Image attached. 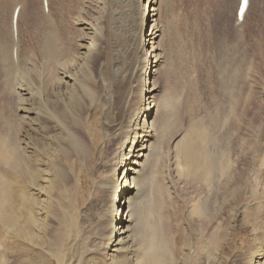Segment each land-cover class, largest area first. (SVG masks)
Instances as JSON below:
<instances>
[{"label": "bare ground", "instance_id": "obj_1", "mask_svg": "<svg viewBox=\"0 0 264 264\" xmlns=\"http://www.w3.org/2000/svg\"><path fill=\"white\" fill-rule=\"evenodd\" d=\"M41 1L43 15L48 21L46 23L44 21V23L48 30L43 35V38H39L40 40L36 44V46H40L38 57L34 55L31 49H29L26 57H24L22 52V57H20V49L18 52L17 44L12 49L8 47L10 50L9 54L6 51L8 48H5V50H1L0 48V61L3 63L1 65L3 72L1 83L4 87L8 84L10 86V83H12V91L16 90L18 92L14 93L17 95V111L11 115L16 120L14 129H5L3 125L0 127V213L5 214L7 218H4L1 214L0 217L2 216L4 221L7 219L11 227L18 225L19 219H24L23 209L27 208L26 214L29 211L28 205L30 204L25 202L26 195L32 191L31 193L47 199L46 186L49 184L52 186V182L57 180L58 230L61 229L60 231L64 232L68 227H74L75 229L77 226L75 214L79 212V210L77 211L76 185L80 190L81 209L89 208L92 213V210L95 211L97 206V211L92 214L90 221H97L99 230L97 236L100 239L99 245L104 240L106 243L105 248H94L89 251L90 253L98 249L97 251L101 253L105 264H139L140 260H144V264H168L172 252L169 246L170 235H167V228H164V223H166V218L164 219V217L168 215L166 214L167 211L163 213L165 211L163 201L158 196V187L164 189L166 186L161 187L162 185L157 179L160 175L158 151L161 145H163L162 143L166 136L171 131L174 132L170 137L173 149L172 153L176 159L173 168L176 169L177 173L183 172L182 174L178 173L179 176L172 179L171 183L177 187L178 184L185 182H197L201 187V194H199L202 195L204 192L196 204L188 205L189 203L187 204L185 200L183 202L180 200L182 202L181 206L175 205L177 210L183 212V215L178 216L180 221L177 225L187 224L188 220L191 221L193 217L201 216L203 212H211L210 207L211 205L215 207L213 203L217 198V191L215 190L219 187L218 184L216 186V183L220 184L219 181L222 180L221 171L224 170V167L230 168V164H224L217 157V152H213L214 149L210 148L212 144L215 149V144L219 145V143H216L217 131L214 130L216 131L214 133L211 130L216 134L213 136L208 129L211 128L209 126L211 125L212 118L215 122L218 120V116L216 117L217 120H215V116L211 117V112H209L213 110L214 104H212V108L209 106L211 110L207 111L208 105L203 108V102L200 103V108H203L202 112L200 113L199 111V114L197 113L195 116H192L194 114L190 115L186 122H184L181 119L184 112L180 113V110H183L182 98L179 97L174 88L164 90L160 86L161 82L166 78L167 71H171L163 55L161 45L163 30L158 23L160 21V19L158 21V16L160 17L158 13L161 11V8H166L167 4L165 0H134V25L132 22L134 30L132 33L130 32L131 34L128 33L130 36L128 44L124 42L125 40L121 39V41L127 44L122 47L118 43V38H122L118 36L120 34H118L120 31L118 29L123 25H120L122 21L120 22L119 20L122 17H119V6L123 0H81V7H78V13L72 18L70 17L72 21L69 19L76 26V34L74 35L68 32L63 34L61 29H58L59 26L56 21L58 20V11L57 17L55 19H53L54 17L52 18L53 11L51 10V5L55 0ZM44 1L46 2V6L44 5ZM235 1H233L235 4L233 8L230 7V9H234L233 25L237 24V11L240 4V0ZM0 3L2 4V2ZM56 3L66 5V2L63 3V0H56ZM229 3L231 4V1ZM225 4H227V1ZM252 5L253 0H248V7L241 22L242 27L245 24L247 25L246 16L252 11L251 9L254 7ZM127 8L125 11H127ZM16 9H19L17 5L11 9L9 15L11 22H9L13 39L17 43L18 24L21 16L20 13L22 12L18 11L16 22L14 23ZM224 9L220 4L217 13L219 14L218 20H221L220 18L225 11ZM227 9L230 10L229 8ZM125 11H122L121 14ZM148 12L150 13L148 14ZM227 13H230V11ZM148 21L149 25L147 24ZM124 22L126 25V21ZM254 22L256 21L254 20ZM146 24L148 25L147 29ZM58 31L63 41L58 37ZM122 35L124 34L120 36ZM238 36L237 34V38ZM10 37L9 39L12 40ZM242 37L241 39H243ZM237 38L236 40L239 39ZM128 39L126 40L128 41ZM33 40L36 41V39ZM72 41H75V50L69 56L63 55L71 46ZM123 42L120 43L123 44ZM241 51L238 54L242 53ZM235 52L233 54H236ZM243 53L241 55L247 57L248 52L247 54ZM7 55H10V58ZM250 55L248 54V56ZM231 57L237 59L234 55ZM231 57H229L230 60ZM225 59V61L229 62L228 58L225 57ZM247 59L249 60L247 63H249V57ZM36 61L39 63L38 66L34 65ZM225 61L224 63H226ZM232 61L230 62L231 65ZM227 65L228 63H226ZM236 66L240 67L239 65ZM222 67L224 68L225 65L223 64ZM231 67L228 68L231 69ZM238 67L234 66L232 70L236 71L235 69ZM41 69H45V72L42 73L43 77L47 74L46 76L49 75L54 78V80L50 78L47 97H44L42 92H40V86H43ZM219 70L216 73L217 77L214 79L217 84L220 83V73L224 72L222 69ZM225 71L227 72V70ZM234 71L229 73L235 75L237 71L235 74ZM224 73L221 76L223 75L222 78L224 77L227 80L229 76L226 78L227 76L225 77ZM218 77H220L219 80ZM224 79L221 80L224 81ZM38 80H41L40 83L35 84V81ZM207 83L205 86L208 85ZM224 83L228 85V82ZM221 84L223 83L221 82ZM221 84H219V87H222L220 86ZM215 85L209 88L213 90ZM227 85H225L226 87L223 86L224 90L227 89ZM219 87H216L217 90L215 89L218 94ZM178 88L176 85V89ZM222 89L220 88V90ZM211 90L210 92L213 94ZM207 92L209 93V91ZM4 93L6 94L7 92L4 91L1 94L4 95ZM226 95L225 97L228 96ZM225 97L223 101L226 100ZM210 98L212 97H209L206 103L207 101L210 103ZM219 98V100H222L221 97ZM148 99H150V103H148ZM194 99L193 101H196L198 98ZM188 102L185 104H189ZM231 103L230 106L233 104ZM221 104L223 103L219 104L222 107ZM226 105H223V108L227 109ZM192 107L194 110L195 107ZM193 110H189V112ZM207 115L210 116L208 119L210 122L207 121L205 123L204 121L206 120L204 119ZM212 123L215 125L217 122L215 124L214 122ZM215 127L217 126H212V128ZM96 130H98L97 133H95ZM213 137L216 139L215 141H213ZM109 148H112L110 152H108ZM41 166H44V168L41 169ZM245 166L247 169L252 168L254 165L250 162ZM262 166H264V163ZM36 178H38L37 181L35 180ZM83 180L85 182L84 185ZM233 181L239 183L236 178L232 177L226 182V185ZM197 183L193 185H197ZM196 185L194 188L198 186ZM49 189L51 190V188ZM240 192L241 189L238 187L233 194L221 195L220 204L224 206L230 205L233 200L239 201L241 199ZM86 193L87 199L84 200ZM120 197H123V201L121 202L119 201ZM171 199L174 201L178 199L176 192L172 193ZM122 207L124 208V215H120ZM174 208L172 210H175ZM15 211H17V214H14ZM262 214L260 212L259 215L264 217ZM78 237L76 236V238ZM188 255L191 254H186L185 258H188ZM246 264H264V244L253 246L246 257Z\"/></svg>", "mask_w": 264, "mask_h": 264}, {"label": "rangeland", "instance_id": "obj_2", "mask_svg": "<svg viewBox=\"0 0 264 264\" xmlns=\"http://www.w3.org/2000/svg\"><path fill=\"white\" fill-rule=\"evenodd\" d=\"M226 1L227 4H225ZM230 1L232 5L229 3ZM233 1L236 2L235 0H224V1L223 0H165L167 4L166 6L167 9L161 8L160 9L161 11H159V13L160 12L161 13L160 14L158 13V15H160V17L158 16V21L160 19L158 23L163 30V39L161 42L163 48V55L166 59L167 65L170 66L171 69V71L170 70L167 71L166 78L161 82L160 86L164 90H170L171 88H174L178 93L179 97L182 98L181 101L185 109L182 106L183 110H180V113L184 112L182 116L183 118H181L182 121L184 122H186V120L189 118L190 115L194 114L192 116H195L197 113L199 114V111L201 113L203 108L206 107V105H208L207 111L209 109L211 110L213 106L212 104H214L212 109L214 110L216 107L215 110L217 111L214 112L215 110L214 111L212 110L209 111L211 112V114L210 113L208 114L212 115L211 117L215 116L214 117L215 120L218 119L216 121L218 125L212 118L211 121L214 122V124L216 123L215 125H213V123L210 122V120H208L210 117L208 115L206 117L207 119L206 118L204 119L206 120L204 122L205 123L207 121L210 122L211 125L209 124L210 125L209 127L211 128H208L210 131L212 130L214 133L217 131L216 143H219V145L217 146L214 143L216 149L214 148L213 144L210 145V148H212V150L214 149L213 152L215 153L217 152V157H219V159L222 162H224V164H230V168L224 167V170L221 171L222 180L219 181L220 184L216 183V186L217 184L219 185V187L216 188L215 190L217 191L216 193L217 198L215 200L217 202L214 201L213 203L215 207L211 205L210 207L211 214L209 212H203L201 216L199 217L195 216L191 219V221L188 220L187 224L189 225L187 224L177 225V223L180 221V218H178V216L183 215V212L181 210H177L176 209L177 207L175 205L177 204L178 206H181V203L184 200L187 202V204L189 203L188 205L196 204L197 200L203 196L204 192L202 193V195H200L201 187L200 185H198L197 182H193V183L185 182L186 184L185 183L178 184L177 187L171 183L172 179L176 178V176H179V174L180 173L182 174L183 172H178L179 173L178 174L176 172V169L173 168L176 159L174 158V155L172 153L173 149L170 143V137L172 134H174V132L171 131L169 135L166 136L165 140L162 143L163 145H161L160 150L158 151L160 175L158 173L159 177H157V179L158 181H160L159 183L162 185L161 187L166 186L164 187V189L158 187V191H159L158 196L161 197V200L163 201V206L165 210L163 211V213H165L166 211L168 212V213L166 212L168 216L164 217V219L165 218L167 219V220L165 219L166 223H164V228L168 229V230L166 229V232H168L167 233L168 236L170 235L169 246L171 247L170 250L172 251L169 257L170 259L168 258L170 260L168 264H246V257L250 252V250L253 248V246L264 244V219H263L264 217H261V215H259L260 212L261 214L262 213L264 214L263 211L264 210V196H263L264 166H262V164L264 163V150H263L264 149V0H253L252 7L253 6L254 7L251 9L252 11H250L249 15L246 16L247 25L245 24L243 25V27L241 25L232 24V22L234 21V9H230V7L233 8V5H235ZM0 2H2V4L0 3V7H1L0 11L1 10L3 11L2 13L3 15L1 14L2 11L0 12V16H2L0 17V19L1 18L3 19L0 20L1 50H5V48L7 49L8 47L12 49V47L17 44L18 46L17 45L16 46L18 52L20 49V54H19L20 57H22V54L24 55V57H26L27 54L29 53V49H31L34 55L37 56L40 46L38 47L36 46V44L39 42L41 38H43V35L46 34L45 32H47L48 30L47 26L45 25V23L48 21L46 20L42 12V7H41L42 1L41 0L40 1L39 0H0ZM64 2H66L67 6L65 4H61V5L57 4L56 0L52 2L54 4L51 5V10L53 11L52 18L54 17L53 19H55L57 17L56 15L58 11V18H57L58 20H56L59 26L58 29H61L63 34L65 32H68L69 34L71 33L74 35L76 34L75 31L76 26L72 24L71 18L78 13V9L81 7V0H71V1L63 0V3ZM220 4L222 8H225L224 12L226 13L225 14L223 12V15L220 18L222 21L217 19L219 15L217 13L220 8ZM16 5L18 7L20 6L19 11L22 12L20 13L21 16L18 24V27L21 29L19 30L18 28L19 33H18L17 43L14 41L12 36V30L10 26L11 17L9 16L11 9H13V7ZM121 5H122V9L124 8L123 10L121 9ZM59 7L63 12L64 10L66 11L63 13ZM9 8L10 10H8ZM126 8L127 11H125ZM226 8H229L230 10L228 9L226 10ZM119 9H120L119 17L122 16L121 18H119L120 22L122 21L120 25L122 24L123 25L120 26V29H118V31L120 30L118 32V34L120 33L118 36L122 37V38H118V43L120 46L123 47L124 45H127L129 43L128 38H130V36L128 33L130 32L132 33L134 30V26L132 27V22L134 25V19H135V11H133L134 0H126V1L123 0V2L120 3ZM122 11H125L123 12L124 14L123 13L121 14ZM228 11H230L231 14L227 13ZM149 13L150 12H148V14ZM166 13L168 14V16ZM232 14L233 16H231ZM61 16H63L62 18L64 19H62ZM254 20L256 22H254ZM124 21H126V25ZM147 24L149 25V21L147 22ZM147 24H146V29L148 26ZM42 25L44 26V28ZM215 25L218 26L215 27ZM123 26L124 29L126 28L127 30L125 29L124 31ZM248 29H250L249 30L250 32L248 31ZM38 31L40 32L38 33ZM121 34L124 35L120 36ZM237 34L239 35L238 36L239 39L237 38ZM8 36L12 38V40L9 39ZM58 37L63 41L59 31H58ZM241 37L243 39H241ZM236 38L238 40H236ZM29 39L31 42L29 41ZM33 39H36V41ZM121 39L123 41L125 40L124 42L127 44L121 41ZM126 39H128V41ZM74 42L72 41L71 46L67 51L63 53V55L69 56V54L75 50ZM120 42H123V44ZM243 43H245L244 44L245 46L243 45ZM216 44L219 46H217ZM223 45L225 48L223 47ZM235 47H237V49H235ZM8 50L6 51L9 54L10 50L9 51ZM244 50H246V52L243 53ZM239 51H241L243 54H247L248 52V54L251 55L248 56L247 54V57L244 56L245 57L244 58L243 55H241L242 53L238 54ZM234 52L236 54H233ZM233 55L237 59L231 57ZM7 57L10 58V55H7ZM225 57L228 58L227 60L229 62L225 61L226 60ZM229 57H231V60ZM248 57L249 59L252 57L249 63H247L249 61L247 59ZM239 59H241L243 63ZM170 60L171 62H169ZM223 60L226 63H228L227 66ZM237 60L240 62L237 63L238 62ZM231 61H232V65L230 64ZM223 64L225 65L224 68L222 67ZM1 65H3V63H1L0 61V77L3 75V72L1 70L2 67ZM34 65L38 66L39 63L36 61L34 62ZM233 65L235 67H238L236 65L240 66L235 69L237 71L236 74H235L236 71H234V69L232 70V68H234ZM228 67H231V69ZM218 68L222 69L226 73L225 74L222 71L225 77L227 76L226 78H228L229 76V78L227 79L229 81L224 79V77L222 78L223 75L221 76V74L223 73H220L219 76L221 77L222 80L224 79V81H222L220 77H218V80L220 79L219 80L220 83L218 84L216 83V80L214 79L217 77L216 73H218L219 70ZM224 69L227 70V72ZM233 71L235 75H233V73L232 74L229 73ZM43 72H45V69H41V77H42L41 79L43 86H40V92H42L44 97H47L49 91V85H50L49 84L50 78H52L53 80L54 78L50 77L49 75L46 76L47 74L44 75L43 77L42 76ZM40 81L39 80L35 81V84H39ZM1 82H2V77L0 78V94L1 93L3 94L4 91L7 93L6 94L4 93V95L2 94L0 95L1 97L0 127L1 125H3L5 129L7 128L14 129L16 120L11 115H13L15 111H17L16 108L17 95L14 93H18V92L16 90L12 91L13 89L12 83H10L11 86L10 89L9 84L6 87H4V85ZM221 82L223 84H221ZM224 82H228V85L227 83ZM206 83L208 85L205 86ZM174 84H176L177 87L179 88L176 89V85ZM214 84H216L215 88L211 90ZM219 84H221L220 86L222 87H219ZM224 84L227 85V89L228 87L229 89L230 88L231 89L230 90L228 89L229 91L225 89L227 90L225 91L223 87L225 86ZM216 87H219L218 89L219 94L216 91L217 90ZM220 88L221 89L223 88L222 89L223 91L220 90ZM210 90L213 91V94H211L212 92H210ZM207 91H209V93ZM202 94L204 95V97ZM222 95L224 96L222 97ZM225 95L229 98V100L227 97H225ZM192 97L193 99L194 98L196 99L198 98V99L197 100L194 99L196 101H193ZM209 97L212 98H210L211 99L210 103L209 101H207V103H209L207 104L206 100H209ZM219 97H221L222 100H219L220 99ZM224 97L227 100V101L225 100L226 102L223 101ZM149 100L150 99H148V103H150ZM186 100H188L189 102ZM187 102L189 104H185ZM195 102L196 104H194ZM221 102L223 103L221 104L222 107L219 105ZM228 102H229V106H228ZM200 103L203 104L202 109L200 108L201 107ZM230 103L232 104L231 106ZM223 105L224 106L226 105L228 110L225 107L223 108ZM192 106L195 107L194 110ZM189 110H193V111L189 112ZM187 112L189 113L187 114ZM219 119L221 120L219 121ZM233 121L235 122L233 123ZM212 126L213 127L217 126V127H215L216 128L215 129L212 128ZM97 131L98 130H96L95 133H97ZM212 131L211 133L213 134V136H215L216 134H214ZM212 139L213 141L216 140L214 137ZM110 149L112 150V148H109L108 152H110ZM262 158L263 160H261ZM250 162L254 166H252V168L251 167L247 168L248 169L247 170L245 165H247ZM40 168L43 169L44 166H41ZM232 177L234 179L236 178V180H238L239 183L233 181L232 183L226 185V182ZM159 178L162 180H160ZM35 180L37 181L38 178H36ZM56 181L57 180L52 182V186L50 184L46 186L45 191H46L47 199L40 197L35 193H31L32 191H30V193L26 195L27 198L25 202L30 204L28 205L29 211L26 214L25 211L27 210V208L23 209L24 219L21 220L19 219V222L17 223L18 225L11 227L9 222H7L8 221L7 219H5L4 221V218L5 217L7 218V216H5V214L0 213L1 215L4 216V218H2V216L0 217L3 219V220L0 219V264H105L103 261V257L101 256V253H98L97 251L98 249H95V251L92 253L89 252L94 248H100V249L105 248V244H106L104 240V242L101 245H99L100 239H98L97 236L99 234L97 221L96 220L90 221V217L92 216V214L97 211V206L95 211L92 210V213L89 208L81 209L82 208L81 201L79 198L80 190L76 185L75 188H76L77 208H78L77 211L79 210V212L78 214H75L77 219H75L74 217L73 218L77 221L76 224L77 226L75 229L74 227H68L64 232L60 231L61 229L58 230V207H57L58 181L57 182ZM37 183L39 184V182ZM194 183H197L198 185L197 186L195 184L197 186L196 188H194L195 187V185H193ZM84 184L85 182L83 180V185ZM238 187L241 189L240 192L241 199L239 201L233 200L234 202L232 201L230 205L222 206V204H220V196L225 194L226 195L233 194L235 189H237ZM49 188H51V190ZM174 192H176L178 198L176 199V201L171 199L172 193ZM86 199H87V193L84 195V200ZM180 200H182V202ZM119 201L120 202L123 201V197H120ZM172 204L174 205L175 208L173 207ZM173 208L175 210H172ZM123 210L124 208L122 207L120 209V215H124ZM14 214H17V211H15ZM263 214L262 216H264ZM76 236L79 237L76 238ZM189 253L191 255H188V258L187 257L185 258L186 254ZM139 264H144V260H140Z\"/></svg>", "mask_w": 264, "mask_h": 264}]
</instances>
